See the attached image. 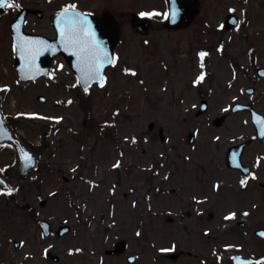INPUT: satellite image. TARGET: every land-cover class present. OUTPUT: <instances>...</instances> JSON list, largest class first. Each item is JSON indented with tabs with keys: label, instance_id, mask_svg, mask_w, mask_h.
<instances>
[{
	"label": "rangeland",
	"instance_id": "obj_1",
	"mask_svg": "<svg viewBox=\"0 0 264 264\" xmlns=\"http://www.w3.org/2000/svg\"><path fill=\"white\" fill-rule=\"evenodd\" d=\"M203 1L210 18L202 11L191 28L176 32L164 31L158 21L140 35L131 28L130 14L163 13V0H19V5L46 10L41 20L28 16L25 29L48 36L53 35L48 15L66 4L95 13L108 10L118 18L116 63L104 85L87 92L60 57L51 64L52 75L21 82L8 29L15 14H0V86H8L0 87V108L37 158L35 170L20 180L15 151L0 145L1 172L15 188L10 199L0 193V264H129V255L135 256L132 264H231L235 255L264 264V244L252 234L256 224L264 225V202L243 206L255 209L251 227L229 229L222 226L223 210L210 211V217L207 208L200 220L187 191L195 171L189 162L210 167L209 161L221 155L210 114L189 111L196 100L188 82L198 70L197 50L206 52L203 59L212 67L254 56L263 60L264 0ZM230 10L249 22L240 33L222 28ZM219 79L210 71L205 84ZM37 95L45 101L38 102ZM222 101L212 100L215 105ZM192 133L194 143L188 141ZM40 219L50 222L51 236L41 235ZM61 225L70 231L59 237ZM119 239L127 243L125 252L105 255ZM13 240L20 246L15 248Z\"/></svg>",
	"mask_w": 264,
	"mask_h": 264
},
{
	"label": "flooded vegetation",
	"instance_id": "obj_2",
	"mask_svg": "<svg viewBox=\"0 0 264 264\" xmlns=\"http://www.w3.org/2000/svg\"><path fill=\"white\" fill-rule=\"evenodd\" d=\"M40 1L44 2L41 4H49L54 0ZM15 3L19 4V0H15ZM163 4V13L160 11L156 13L155 9L152 11L154 14L150 16H142L140 15L142 12L139 13L140 16L148 21L149 30L158 21L161 26H165L167 18V15H165L167 13L165 0H163ZM205 4L203 0H197L195 13L191 16L187 25L174 29L164 28L163 30L176 32L191 28L202 11H204L207 18H210L206 15L209 7L208 5L205 6ZM20 7L22 6L19 5L18 8L9 7L1 15H5L9 11H13L16 14ZM27 7L39 10L37 13H29L28 16L30 17H36L41 20L46 15L44 8L35 5ZM57 11L54 9L48 15L50 24L52 16ZM228 13L230 11L225 16ZM231 13L234 14V12ZM243 13L245 14L244 9ZM225 16L222 28L226 26ZM115 18L118 21L116 16ZM246 19L238 17L237 27L234 30H238L240 33L241 27H247L249 22ZM204 22L205 20H202L203 25ZM208 30V27L201 29L203 32ZM193 34H196L194 30L189 34V39L190 45L194 48L197 41ZM199 50L203 49L200 48L197 51ZM256 56H258V52ZM203 63L204 67L201 68V60L197 61L196 69L198 70L188 82L189 88L195 90L196 98V102H192L189 111L196 116L202 106L205 107L199 116L206 117L210 114L209 128L212 132H218L214 138L220 143L219 150L221 155L219 157L216 156L214 161H209L212 164L210 167L204 163L198 165L194 162V159L189 162L190 167L192 164L195 171L192 172V178L189 180L188 195L200 220L199 216H202L201 213L207 211V208L210 217H212L210 211L223 210L225 211L222 216V226L224 228L233 229L238 226L239 228H244L248 224L251 227L255 209L248 210V208H245L246 210H244L243 206H246L249 202H254L256 199L258 203L264 202L262 199L264 196V59L259 60L254 56L252 60H229L221 67H212L213 63L208 60H203ZM210 71L220 77L215 84L211 85L209 83L205 84L210 76ZM201 72L205 73L203 79L199 83H193ZM216 97L221 98L223 100L222 103L227 101L225 100L226 98H229V100L223 105L222 103L215 105L212 100L216 99ZM231 117H236L234 123L232 121L228 123ZM218 118L221 119V122L216 124L215 121ZM191 137V143H194L195 135L192 133ZM193 152L196 153V149ZM258 157L259 161L257 160ZM252 173H255V176H252ZM245 176L248 177L246 184L241 185L240 181ZM217 183L219 187H217ZM257 194H259L258 197ZM11 195H13V192L11 194L5 192V196L9 199ZM196 196L199 197L197 198ZM260 196L262 198H259ZM229 212H235L236 215L226 219ZM202 220L203 225L208 223L204 218ZM256 225L252 234L264 244V240L258 235V231L264 229V225L262 223Z\"/></svg>",
	"mask_w": 264,
	"mask_h": 264
},
{
	"label": "water",
	"instance_id": "obj_3",
	"mask_svg": "<svg viewBox=\"0 0 264 264\" xmlns=\"http://www.w3.org/2000/svg\"><path fill=\"white\" fill-rule=\"evenodd\" d=\"M166 4L168 7V19H167V27H177V25L183 23L184 21H187L193 11V6L196 4V0H166ZM6 7H0V12L4 11ZM173 10L175 11V15H172ZM31 12H36V10H30L26 8H21L14 18V20L9 25V30L12 37V43L15 42L16 37L18 34H22L26 37L31 38H37L40 40L45 41L46 43L42 46V50L40 51L39 55L35 58V65L39 66V70L35 67L33 70L29 71L25 66V60L19 50L13 49L14 53V67L18 74V77L22 81H28V80H35L41 76H45L49 72L50 67V61L58 56L62 55L64 59L67 62V65L69 68L74 72L77 79L80 76V69L78 65V57L76 56L74 51L66 50V48L61 43L59 29L56 26L57 23V15L58 13L53 17L52 19V26L55 30V38L49 39L47 37H44L42 35L38 34H31L26 33L24 31V20L26 14ZM84 13L87 18L92 22V26L96 31V36L99 40L103 42L104 47L107 48L108 53L111 58L114 59V49L119 39V28L117 26V23L114 19V17L108 13L103 12L101 15H94L88 12H82ZM228 22L234 23L235 20L232 17L227 18ZM132 27L135 32L143 33L147 29V23L144 19L136 16L135 14L132 15ZM51 45V47H48ZM111 64H105L103 68V73L105 74L106 69ZM42 70V71H41ZM82 90H84V82L81 80L79 83ZM94 84H100L97 81H90L88 84V89L93 86ZM37 100L40 102L45 101V98L43 96H37ZM0 120H3L0 112ZM3 129L5 130L6 134H0V143L2 142H9L11 143L17 154V173L20 179H26L30 172L33 169L34 163H35V156L33 153L29 152L24 145L12 134L11 130L6 126L4 120H3ZM21 149L28 152L32 156V163L28 164L26 163L22 157H21ZM0 187H11L4 178L0 176ZM39 227L42 230V233L45 237L50 235V224L45 221H41L39 223ZM70 230L69 226L64 225L60 226L57 231V235L62 236L63 234L67 233ZM264 233V229L259 230L258 234L262 235ZM15 245H18L17 242H15ZM125 241L120 240L115 243L113 250H105V254H120L125 249ZM235 257H240V260H236ZM232 258V264H254V261L242 257V256H235ZM127 260L132 263L134 260V256H130L127 258Z\"/></svg>",
	"mask_w": 264,
	"mask_h": 264
},
{
	"label": "snow or ice",
	"instance_id": "obj_4",
	"mask_svg": "<svg viewBox=\"0 0 264 264\" xmlns=\"http://www.w3.org/2000/svg\"><path fill=\"white\" fill-rule=\"evenodd\" d=\"M0 7H19V4L15 3V0H0ZM154 12L148 13H140V15H153ZM168 15V13H165ZM172 15H175V11L173 10ZM57 28L59 29L60 39L63 46L66 50L74 51L76 56L78 57V65L80 69V76L77 79V83H80L81 80L84 82V90L88 91V84L90 81H97L101 86L106 82V77L103 73V68L105 64H115L116 60L111 58L108 50L104 47L103 42L99 40L96 36V31L92 26V22L87 18V16L79 11L76 7L75 3H70L64 5L58 15H57ZM46 42L37 38H31L23 36L22 34H18L15 42L13 43V49L19 48L24 60L26 68L31 71L35 67L39 70V66L35 65V58L39 55L42 50V46ZM48 47H51L49 45ZM221 47H223L221 45ZM206 52L201 50L199 52V56L201 58V68L204 67L203 58L205 57ZM42 71V70H41ZM125 72L135 73L134 69L125 68ZM52 75V73H48ZM205 73L201 72L196 80L193 83H199ZM3 88H7V85L0 86ZM70 102V101H69ZM19 115V114H18ZM26 115L36 116L37 113H28ZM49 119L59 120L61 117H49ZM108 123V121H105ZM3 120H0V134H6L5 130L2 127ZM128 139V137H125ZM135 137H132V140L135 141ZM121 155H123L121 153ZM21 157L22 159L30 164L32 163V156L30 153L21 149ZM259 161V157L257 158ZM120 164L118 160L113 167H116ZM3 171V169H0ZM255 176V173L251 174ZM248 177L245 176L244 179H241L240 184L245 185ZM93 183H95L93 181ZM217 187L219 184L217 183ZM14 191L11 187H0V193L11 194ZM247 214V213H245ZM236 215L235 212H229L226 216L227 218L234 217ZM206 231H208L206 229ZM264 235V233H262ZM226 248L232 247L231 245H225ZM236 247H240L237 245ZM161 251H165V249H161ZM236 260H240V257H235ZM261 261H264V257L260 258ZM257 264H260V261H257Z\"/></svg>",
	"mask_w": 264,
	"mask_h": 264
}]
</instances>
